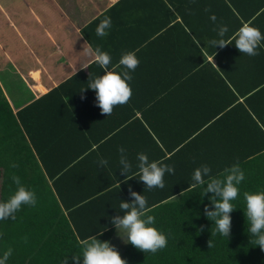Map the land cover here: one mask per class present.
I'll return each mask as SVG.
<instances>
[{
	"label": "trees",
	"instance_id": "1",
	"mask_svg": "<svg viewBox=\"0 0 264 264\" xmlns=\"http://www.w3.org/2000/svg\"><path fill=\"white\" fill-rule=\"evenodd\" d=\"M106 16L116 19L111 38L140 36L129 52L148 73L144 85L130 80L131 98L110 116L87 88L104 74L95 63L15 110L0 86V202L16 190L13 174L37 198L14 220H0V257L10 247L6 264H62L65 257L73 264L83 241H110L111 218L123 215L119 205L131 203V188L146 198L152 226L167 244L153 254L126 241L118 252L126 264H264V251L250 242L243 199L245 192H264V40L256 56L240 53L234 41L209 44L219 38L218 25L228 28L225 40L245 23L264 34V0H118L100 19ZM120 147L132 165L126 176ZM139 153L174 167L163 189L139 180ZM101 159L106 166H98ZM236 163L245 179L231 202V234L212 235L204 208H212L213 194L193 188L192 175L207 165L218 177Z\"/></svg>",
	"mask_w": 264,
	"mask_h": 264
},
{
	"label": "clouds",
	"instance_id": "2",
	"mask_svg": "<svg viewBox=\"0 0 264 264\" xmlns=\"http://www.w3.org/2000/svg\"><path fill=\"white\" fill-rule=\"evenodd\" d=\"M205 12H210V8L206 7ZM213 22L216 21V16L213 14L209 17ZM111 27V18L105 17L97 26L96 34L99 37L108 35L107 29ZM216 32L218 39H212L209 44L216 48L225 47L233 44L236 49L248 56L258 55L257 48L260 42L264 40V34L258 28L252 27L249 24H243L231 37L225 40V35L228 32L226 25H218L213 29ZM84 43H87L85 41ZM85 54L91 58V62L97 64L104 70L102 76H97L88 83V89L95 91V106L100 109L102 115L110 116L114 106L126 104L132 95V90L127 83L132 79L131 72L139 65L135 52H126L121 55L115 67L123 66V71L117 73L114 70H109V65L112 62L111 56L102 51L99 47L93 48L90 44L83 49ZM84 68H88L86 65ZM120 153V172L126 176L132 170V165L126 156V150L123 147L118 149ZM139 180L143 182L145 188L151 190L153 188H164L163 178L165 173L175 174L173 166L164 164L161 161L149 162L148 157L144 153L137 155ZM108 161L101 159L98 161V166H106ZM12 167H18L13 164ZM211 169L207 165H201L194 170L192 180L193 188L200 186L203 188L202 196L212 193L209 198L212 208L208 206L204 208L206 218L214 222V230L212 235L217 233L228 238L231 234V217L230 213L236 208L231 203L236 200L240 194L238 185L245 179L244 172L239 164H233L227 167L218 177L210 175ZM207 177V180L205 179ZM12 182L17 186L14 193L5 202H0V220L9 218L15 219V213L22 206H35L37 203L36 194L34 191L26 189L22 184L19 176L12 175ZM132 179V178H129ZM119 183L117 187L119 188ZM129 196L131 203L121 201L119 207L123 215H117L111 218L110 223L115 226L116 230L123 233V237L127 243H130L136 249L155 254L158 250L166 247V236L159 232L152 225L155 223V217L148 215L146 198L132 191L129 188ZM176 198L175 196H173ZM245 202L244 216L248 222V233L253 237L250 241L255 246H259L261 251H264V192L243 194ZM203 230V226L201 228ZM24 243H27V236L22 238ZM212 241L208 240L207 247L211 248ZM12 254V249L9 247L7 251L0 257V264H6V261ZM73 264H126V261L121 258L118 251L108 241H99L95 236L83 241L82 251L80 255H72ZM62 264H67V257L64 258Z\"/></svg>",
	"mask_w": 264,
	"mask_h": 264
},
{
	"label": "crops",
	"instance_id": "3",
	"mask_svg": "<svg viewBox=\"0 0 264 264\" xmlns=\"http://www.w3.org/2000/svg\"><path fill=\"white\" fill-rule=\"evenodd\" d=\"M6 1L4 3L3 0L2 4H7L11 13H15L21 7L18 3L12 4V0ZM117 1L23 0V32L29 41L23 53L33 61V64L31 61L27 64L29 58L23 54L24 65H0V86L3 92L7 95L5 85L16 81L18 83H14V85H22L24 91L28 92L27 95L30 94L28 98L30 101L55 87L72 74L78 71L86 72L87 68L84 67L91 65L92 62L83 49L89 44L93 48L99 47L102 51L107 52L111 56L112 62L119 60L122 54L133 51L132 48H136L135 45L140 38V36L137 37V34L132 33V37L128 38L126 32H123L124 35H121L123 39L119 42L120 32H116L115 36L111 38L113 28H117L116 19H111V22L115 21V24L107 29V36L99 37L96 34V28L103 20L100 18ZM85 41L87 43H84ZM208 60L213 63V66H216L213 57H208ZM112 62L110 65H117ZM142 66L138 65L135 71L130 73L134 83L139 86L146 83L143 78L148 75ZM109 70L111 69L109 68ZM113 70L121 73L124 69L120 66L114 67ZM127 83L130 84V81ZM7 99L10 102L9 98ZM18 107H13V109ZM124 114L118 113L116 116L120 117ZM136 116H139V112H136ZM117 232L115 228L113 236Z\"/></svg>",
	"mask_w": 264,
	"mask_h": 264
},
{
	"label": "rangeland",
	"instance_id": "4",
	"mask_svg": "<svg viewBox=\"0 0 264 264\" xmlns=\"http://www.w3.org/2000/svg\"><path fill=\"white\" fill-rule=\"evenodd\" d=\"M22 1L23 0H12V4L18 3L21 7H17L19 10L15 13L12 11L13 13H11L8 5L2 4L3 0H0V65H24L23 52L29 41L23 32L24 10ZM6 2L7 1L4 0V3ZM29 61H31L30 58L27 64H29ZM31 63L33 64V61H31ZM14 83L18 82L14 81L12 84L10 83V85H5L7 95L3 93L9 98L10 104L13 107H18L24 104V102L29 101L28 98L30 94L27 95L28 92L24 91L22 85H14ZM122 237L123 233L118 230L117 234L109 241L118 252L123 248L126 242Z\"/></svg>",
	"mask_w": 264,
	"mask_h": 264
}]
</instances>
